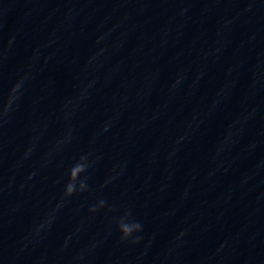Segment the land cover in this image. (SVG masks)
Listing matches in <instances>:
<instances>
[{"label":"water","instance_id":"water-1","mask_svg":"<svg viewBox=\"0 0 264 264\" xmlns=\"http://www.w3.org/2000/svg\"><path fill=\"white\" fill-rule=\"evenodd\" d=\"M0 181V264H109L55 218Z\"/></svg>","mask_w":264,"mask_h":264},{"label":"clouds","instance_id":"clouds-1","mask_svg":"<svg viewBox=\"0 0 264 264\" xmlns=\"http://www.w3.org/2000/svg\"><path fill=\"white\" fill-rule=\"evenodd\" d=\"M15 37L9 39V44L14 41ZM26 77H20L11 87L6 98L0 97V117L7 116L10 111H14V105L22 95V89L24 87ZM107 131V127L103 129ZM90 155V154H88ZM88 155H82L79 159L72 164V166L67 171V178L63 188V199H70L74 195L84 194L91 191L89 186L90 176L88 175V170L90 168V163ZM63 204L58 202L55 205L53 211L59 210ZM106 201L100 200L98 203L93 205L88 209L92 214L97 213L99 210L105 208ZM111 210V209H110ZM54 220L51 219L43 220L35 225L34 230L39 232L45 227V224H50ZM116 229L120 233V240L126 241L130 237H133L131 243H139L143 239L140 235H134L142 231V224L132 217L131 211L127 210L119 218H113Z\"/></svg>","mask_w":264,"mask_h":264}]
</instances>
